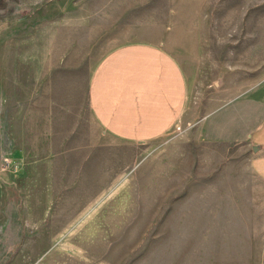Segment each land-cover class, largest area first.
<instances>
[{"label":"rangeland","instance_id":"rangeland-1","mask_svg":"<svg viewBox=\"0 0 264 264\" xmlns=\"http://www.w3.org/2000/svg\"><path fill=\"white\" fill-rule=\"evenodd\" d=\"M159 39L190 84L187 173L155 143L89 167L96 66ZM227 75L264 79V0H0V264H264V199L244 215L191 194L189 107Z\"/></svg>","mask_w":264,"mask_h":264},{"label":"crops","instance_id":"crops-1","mask_svg":"<svg viewBox=\"0 0 264 264\" xmlns=\"http://www.w3.org/2000/svg\"><path fill=\"white\" fill-rule=\"evenodd\" d=\"M216 87L201 114L200 107H189L190 176L197 187L191 194L212 201L205 210L209 205L231 209L234 201L244 215L261 213L252 200L264 199V79L248 84L227 75ZM190 93L187 74L162 40L110 49L89 81L84 129L95 154L89 167L99 168L104 148L133 150L155 143L167 167H174L176 175L187 173L182 130ZM204 185L206 191H200Z\"/></svg>","mask_w":264,"mask_h":264},{"label":"built area","instance_id":"built-area-1","mask_svg":"<svg viewBox=\"0 0 264 264\" xmlns=\"http://www.w3.org/2000/svg\"><path fill=\"white\" fill-rule=\"evenodd\" d=\"M7 167H10V164L8 163L7 160H4L3 163H2V168L6 169Z\"/></svg>","mask_w":264,"mask_h":264}]
</instances>
